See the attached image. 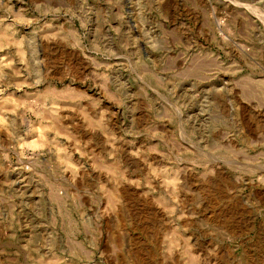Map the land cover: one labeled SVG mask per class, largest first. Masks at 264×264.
Returning a JSON list of instances; mask_svg holds the SVG:
<instances>
[{
    "label": "rangeland",
    "instance_id": "1",
    "mask_svg": "<svg viewBox=\"0 0 264 264\" xmlns=\"http://www.w3.org/2000/svg\"><path fill=\"white\" fill-rule=\"evenodd\" d=\"M0 264H264V0H0Z\"/></svg>",
    "mask_w": 264,
    "mask_h": 264
}]
</instances>
